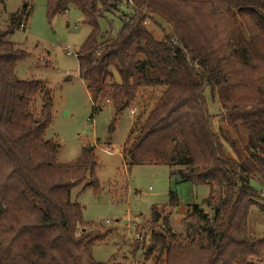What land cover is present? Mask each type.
Listing matches in <instances>:
<instances>
[{
	"label": "trees",
	"instance_id": "trees-1",
	"mask_svg": "<svg viewBox=\"0 0 264 264\" xmlns=\"http://www.w3.org/2000/svg\"><path fill=\"white\" fill-rule=\"evenodd\" d=\"M121 1L47 0V14L82 10L92 30L80 47L79 72L94 101L104 98L121 113L142 91L163 89L142 126L131 130L127 165L180 166L183 181L210 186L204 204L211 214L193 205L181 221L182 236L171 220L177 195L171 193L165 214L152 210L164 230L152 232L144 254L156 252L162 264H264V238L248 228L250 209L264 211L251 183L258 179L264 188V0H127L134 11L112 36L99 20ZM154 15L172 26L174 37L158 39L148 30ZM22 17L14 13L10 28L0 30V264H109L94 259L93 245L104 237L87 231L95 224L71 200L87 177L86 188H100L95 148L84 145L76 161L59 163L61 144L45 137L53 96L43 82L16 77L27 53L4 37ZM207 85L224 116L247 129V158L226 155L210 123Z\"/></svg>",
	"mask_w": 264,
	"mask_h": 264
},
{
	"label": "rangeland",
	"instance_id": "rangeland-1",
	"mask_svg": "<svg viewBox=\"0 0 264 264\" xmlns=\"http://www.w3.org/2000/svg\"><path fill=\"white\" fill-rule=\"evenodd\" d=\"M132 4L122 0L118 11L100 18L101 30L112 29L114 32L110 35L114 36L121 27L123 15L134 11ZM18 11L23 15L22 25L4 38L27 53L18 62L16 77L43 82L45 90L53 96L54 121L45 137L61 144L57 161L74 162L84 145L95 148L100 188L96 191L86 188L90 181L87 177L71 191V200L83 206V220L95 224L87 231L94 230L104 237L93 245L94 259L109 264H162L156 252L145 255L142 249L143 244L149 245L152 232L164 230L162 219L153 222L152 210L157 209L162 214L168 212L171 193L177 195L179 205L173 210L171 220L179 236L184 232L181 221L193 205L198 204L211 214V209L204 204L210 195V186L183 181L180 166H129L125 160L123 151L129 143L131 130L142 126L163 89L142 91L130 108L116 113L104 98L93 100L80 76L78 54L92 30L84 23L82 10L70 6L67 11L50 18L47 0H0L1 31L10 28L11 16ZM145 26L158 39L174 37L172 26L159 16L147 19ZM114 80L119 81V76ZM205 97L211 126L220 136L226 155L234 159L247 158L245 126L241 121L232 124L224 116L221 100L209 85L205 88ZM42 103L39 97V109ZM251 183L260 190L259 202L264 205V188L258 179ZM248 228L253 238H264V211L258 205L250 209ZM83 229L84 226H80L78 233Z\"/></svg>",
	"mask_w": 264,
	"mask_h": 264
},
{
	"label": "crops",
	"instance_id": "crops-1",
	"mask_svg": "<svg viewBox=\"0 0 264 264\" xmlns=\"http://www.w3.org/2000/svg\"><path fill=\"white\" fill-rule=\"evenodd\" d=\"M132 112V111H131Z\"/></svg>",
	"mask_w": 264,
	"mask_h": 264
}]
</instances>
